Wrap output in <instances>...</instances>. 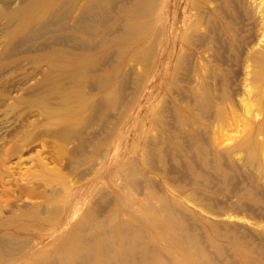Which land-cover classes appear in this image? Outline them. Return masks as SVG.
I'll return each mask as SVG.
<instances>
[{
    "label": "rangeland",
    "instance_id": "374dc122",
    "mask_svg": "<svg viewBox=\"0 0 264 264\" xmlns=\"http://www.w3.org/2000/svg\"><path fill=\"white\" fill-rule=\"evenodd\" d=\"M97 256L264 264V0H0V264Z\"/></svg>",
    "mask_w": 264,
    "mask_h": 264
},
{
    "label": "bare ground",
    "instance_id": "6f19581e",
    "mask_svg": "<svg viewBox=\"0 0 264 264\" xmlns=\"http://www.w3.org/2000/svg\"><path fill=\"white\" fill-rule=\"evenodd\" d=\"M137 3H138V2H137ZM139 3H140V2H139ZM142 3H143V2H142ZM139 5H140V4H139ZM152 5H153V4H152ZM139 9H140V8H139ZM145 11H146V10H145ZM248 102H249V101H248ZM248 102H247V103H248ZM252 105H253V104H252ZM245 106H246V105H245ZM250 106H251V105H250ZM247 107H248V105H247ZM253 107H254V106H252V108H253ZM248 110H249V109H248ZM247 113H250V112H247ZM255 116H256V115H255ZM255 118H256V117H255ZM249 119H251V118H249ZM244 127H245V126H244ZM248 127H249V125H248ZM246 128H247V127H245V129H246ZM245 129H244V130H245ZM251 132H252V131H251ZM248 137H249V136H248ZM248 141H249V140H248ZM238 152H239V151H238ZM150 229H151V228H150ZM166 230H169V229L166 228ZM170 230H171V229H170ZM170 230H169V231H170ZM170 232H172V231H170ZM167 234H168V233H167ZM169 234H171V233H169ZM169 234H168V235H169ZM171 235H172V234H171ZM170 238H171V236H170ZM171 239H172V238H171ZM101 241H102V240H101ZM99 242H100V241H99ZM99 245H100V244H99ZM99 249H100V248H99ZM99 249H98V250H99ZM101 249H102V246H101ZM121 249H122V248H121ZM124 249H126V248H124ZM95 251H97V250L95 249ZM101 251H103V253L100 252V254L102 253L101 255H103L105 252H104L103 249H102ZM123 251H124V250H123ZM128 251H129V250H128ZM128 251H127V252H128ZM131 251H132V250H131ZM133 251H134V250H133ZM148 251H149V250H148ZM157 251H158V250H157ZM134 252H135V251H134ZM160 252H161V251H160ZM94 253H96V252H94ZM94 253H93V256L95 257ZM108 253H109V252H108ZM112 253H113V252H112ZM116 253H117V252H116ZM121 254L123 255L124 253H121V252H120V255H121ZM127 254H128V253H127ZM142 254H144V253H142ZM98 255H99V253H98ZM106 255L109 256V254H105V255H103V256L105 257ZM140 255H141V254H140ZM147 255H148V254H147ZM153 255H154V254H153ZM103 256H102L101 258H103ZM108 256H107V257H108ZM129 256H130V255H129ZM164 256H165V255H164ZM107 257H106V258H107ZM121 257H122V256H121ZM124 257H125V255H124ZM135 257H136V256H135ZM148 257H149V256H148ZM101 258L97 256L96 259H95V262L93 261V264H104V263L102 262V261H104V259L102 260ZM112 258H113V257H112ZM136 258H137V257H136ZM107 259H109V257H108ZM107 259H106V261H104L105 264H108V263H107V262H108ZM110 259H111V258H110ZM128 259H129V258H127V260H128ZM147 259H148V258H147ZM165 259H166V257H165ZM116 260H118V258H116ZM119 260H120V259H119ZM159 260H160V259H159ZM169 260H170V259H169ZM109 261H110V260H109ZM113 261H114V260H113ZM133 261H134V259H133ZM141 261H142V260H141ZM141 261L138 262V258H137V262H138V263H140ZM114 262H115V261H114ZM114 262H113V263H114ZM129 262H130V260H129ZM129 262H128V263H129ZM131 262H132V261H131ZM137 262H136V264H137ZM142 262H143V261H142ZM146 262H147V261H146ZM116 263H117V262H116ZM122 263L125 264L124 261H123V257H122ZM133 263H134V262H133ZM159 263H160V262H159ZM161 263H162V262H161ZM110 264H112V260H111ZM119 264H121V263H119ZM140 264H141V263H140ZM146 264H148V263H146ZM153 264H154V262H153ZM155 264H156V262H155ZM157 264H158V263H157ZM169 264H170V263H169Z\"/></svg>",
    "mask_w": 264,
    "mask_h": 264
}]
</instances>
